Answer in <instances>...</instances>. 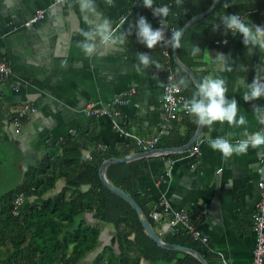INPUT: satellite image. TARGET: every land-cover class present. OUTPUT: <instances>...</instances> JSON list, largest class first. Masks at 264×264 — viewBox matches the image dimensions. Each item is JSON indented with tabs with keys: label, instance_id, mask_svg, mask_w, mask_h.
Returning <instances> with one entry per match:
<instances>
[{
	"label": "crops",
	"instance_id": "crops-1",
	"mask_svg": "<svg viewBox=\"0 0 264 264\" xmlns=\"http://www.w3.org/2000/svg\"><path fill=\"white\" fill-rule=\"evenodd\" d=\"M95 4L99 17L85 16L78 0H0V56L10 64L9 75L0 80V175L13 177L12 189L24 181L28 169L39 163L52 143L76 134L90 123L91 117L84 113L88 102H107L116 112L114 116L93 117L95 133L105 147L131 140L139 149L135 143L137 137H155L154 149L172 147L168 145L170 137L159 127L165 73L155 66L151 69L141 66L143 71L137 72L139 51L130 49L127 39L91 56L77 47V41L85 39L79 34L81 29L89 30L105 17L116 28L120 14L124 13L117 0H113L114 6L107 0H95ZM36 10H43L42 18L27 24ZM240 15L248 23L264 26V10L252 9ZM121 32L120 28L116 34ZM224 39L228 41L226 45L222 43ZM98 41L99 37L95 42ZM201 49L197 57L191 56V68L179 64L188 68L194 77L193 72L198 73L201 80L209 75L224 77L228 97L237 99L240 114L247 117L248 124L239 128L227 123H216L211 128L200 126L194 140L199 149L196 156L189 155L192 142L184 150L138 157L143 158V171L137 178V187L155 201L159 233H163L162 225L175 212H182L189 223L206 235L212 251L227 264H250L254 243L251 215L259 193L256 166L262 148H249L247 154L225 160L220 152L209 147L208 140L225 137L234 143L243 139L245 132L262 128L254 119L252 104L264 105V98L245 102L242 96L245 82L251 83L258 74L264 78V73H258L260 67L264 70V51L257 48L249 55L239 34L229 33L225 37L220 32ZM217 52L232 58V72L221 71L212 62L210 56L214 57ZM190 86L189 83V95L181 92L185 99L191 98L196 90ZM24 102L31 103L34 111L24 119L20 131L13 133L6 116ZM183 116L172 122V140L185 136ZM117 126L127 135L120 133ZM92 149L87 145L81 153L86 156ZM62 183L63 179H58L39 198L24 195L21 205L24 212L28 201H35L41 210L44 198L56 194ZM84 217L87 224L94 222L90 214ZM43 224L48 225L47 218ZM167 231L186 232V228L178 221ZM98 240L99 247L112 244L113 231L103 224Z\"/></svg>",
	"mask_w": 264,
	"mask_h": 264
},
{
	"label": "trees",
	"instance_id": "trees-1",
	"mask_svg": "<svg viewBox=\"0 0 264 264\" xmlns=\"http://www.w3.org/2000/svg\"><path fill=\"white\" fill-rule=\"evenodd\" d=\"M117 1L124 9L129 23L143 15L153 28L158 24L159 19L152 16L151 9L142 6V0ZM213 1L184 0L178 7L174 0H154V6L170 5L171 14L166 23L172 30L180 31L192 16L206 10ZM223 2L224 0H219L212 10L188 24L182 33L180 47L174 50V56L173 49L167 48L168 66L174 78L186 77L192 85L190 88L196 89L188 74L176 61L191 68V45L202 48L210 38L219 33L212 31L211 24L224 12L242 14L252 9L264 10V0H234L227 9L223 8ZM127 28L126 22L121 30L125 31ZM170 35L171 31L167 33V36ZM127 41L130 49L147 52L163 65L161 70L166 75L167 58L162 53V46L157 45L149 50L137 41L134 31ZM193 73L201 82L200 75ZM187 91L188 88L181 90L189 95ZM182 120L186 127L185 136L181 140H172L171 130L168 145L172 147L185 144L195 132L197 125L187 114ZM100 143L95 133L94 118L91 117L90 123L83 130L52 143L51 149L39 163L28 169L24 181L1 196L0 264H201L186 250L158 246L142 227L131 204L107 189L99 179L98 167L104 159L120 158L140 152L141 149L135 148L131 140L115 142L104 150L96 148ZM87 145L93 149L85 156L81 150ZM142 160L143 158H134L124 162H109L103 168V175L110 185L126 193L137 204L160 240L197 251L207 264H220L218 255L207 243L192 239L187 232L159 233L158 224L149 215L150 210L155 208V201L142 194L137 187V178L143 171ZM60 178L63 179L60 190L53 196L44 198L41 210L35 201H28L26 212L20 206L17 215L11 213L12 200L18 193L26 198H39L52 189ZM84 214H90L94 222L87 224ZM43 215L47 218L48 225L43 224ZM103 224L113 231L115 247L113 243L99 247L98 239ZM92 254L94 255L89 259Z\"/></svg>",
	"mask_w": 264,
	"mask_h": 264
},
{
	"label": "clouds",
	"instance_id": "clouds-1",
	"mask_svg": "<svg viewBox=\"0 0 264 264\" xmlns=\"http://www.w3.org/2000/svg\"><path fill=\"white\" fill-rule=\"evenodd\" d=\"M179 7L184 3V0H174ZM218 2V0H217ZM80 11L88 16L99 17L100 13L97 11L95 0H78ZM109 5H113V0H107ZM230 3L234 0H224L223 8L227 9ZM114 6V5H113ZM142 6L151 9L152 16L159 19V27L153 28L152 24L148 22L147 17L140 15L134 22L129 23L127 17H121L119 24L113 28L112 21L105 17L89 30H80V35L85 39L77 41L79 47L85 55L96 54L99 50L116 45L117 43H124L125 40L135 32L137 41L145 45L149 50L156 48L157 45L175 50L180 47L181 32L178 30H171V35L166 36L169 27L166 23L167 18L171 14V6L163 4L154 6V0H142ZM186 11V9H184ZM128 23V28L117 35V31ZM213 32H220L227 37L229 33L232 36L240 35L242 43L247 49L249 55L254 54L255 49L264 51V26L254 23H248L240 14H221L216 22L211 24ZM99 37L98 43L95 42ZM227 44V39L222 41ZM201 48L198 45H191L190 55L197 57ZM212 62L220 67L221 71L232 72L233 60L229 55L223 52H217L214 57L210 56ZM138 63L135 65L137 72H142L144 67L154 65L157 69H163L158 61L154 60L147 52L137 53ZM258 73H264L260 67ZM168 89L170 92L178 93L182 89H187L189 81L186 77L180 76L179 79L170 77ZM246 90L243 93V100L245 102H252L264 98V78L261 75H256L251 83L245 82ZM227 81L220 75L205 76L196 90L192 93L191 98H181L180 110L185 112L192 122L199 126H207L211 128L214 124L227 123L230 127H243L248 124L247 117L240 114L238 101L235 97L229 98ZM252 114L259 125L264 126V105L252 104ZM231 133L228 134L231 137ZM208 145L214 151L221 153L222 157L227 160L233 155H245L249 148L261 149L264 148V127L258 131L245 132L243 139L236 140L234 143L231 139L225 137H216L209 139ZM153 150V149H152ZM142 151V150H141Z\"/></svg>",
	"mask_w": 264,
	"mask_h": 264
},
{
	"label": "built area",
	"instance_id": "built-area-1",
	"mask_svg": "<svg viewBox=\"0 0 264 264\" xmlns=\"http://www.w3.org/2000/svg\"><path fill=\"white\" fill-rule=\"evenodd\" d=\"M126 13H121V17H125ZM43 10H36L33 16L28 20V23L34 22L42 18ZM158 24L154 27H159ZM170 32L172 27L168 26ZM171 29V30H170ZM162 53L164 56H167V48L162 46ZM10 73V64L3 57L0 56V80L7 77ZM170 77H173L169 69L165 75L164 84L161 89L160 97V122L159 127L163 134L168 135L172 128V122L178 117H182L186 113L180 110L181 98H184L181 91L178 93L170 92L168 85L170 83ZM132 91V89H130ZM34 108L32 104L24 102L17 109L10 111L6 120L10 122L13 133H18L20 131L22 120H24L29 113L33 112ZM84 113L89 117L97 116H114L116 112L110 109V104L107 102H88L84 107ZM115 126V124H114ZM264 127V126H262ZM116 129L123 135H127V132H122L121 129L117 126ZM156 141L155 137L152 138H135V143L140 146L142 151H149L154 149V143ZM97 149L104 150L105 146L103 144H98ZM189 155L196 156L199 153L198 143L193 141V144L188 148ZM159 153V152H156ZM155 154V153H154ZM257 181L256 185L259 189L258 199L255 203L254 211L251 215V227L254 236V243L251 250V261L250 264H264V148H262L258 164L256 166ZM24 195L19 193L13 199V204L11 207V213L13 215L18 214V207H20L24 201ZM150 217L153 220H158V212L155 208H152L149 213ZM174 216L171 217L168 222L164 223L161 227L162 232L172 229L175 222L181 221L186 228V232L189 236L198 240L201 243H207L206 235L202 234L199 229H197L192 223H189L188 217L182 212H175ZM220 257V264H227L226 260Z\"/></svg>",
	"mask_w": 264,
	"mask_h": 264
},
{
	"label": "water",
	"instance_id": "water-1",
	"mask_svg": "<svg viewBox=\"0 0 264 264\" xmlns=\"http://www.w3.org/2000/svg\"><path fill=\"white\" fill-rule=\"evenodd\" d=\"M217 3H218L217 0H214L212 2V4L206 10H204L203 12H201V13L195 15V16H192L183 25V27L180 29L181 34L183 33V31L185 30V28L188 26L189 23H191L195 19L203 16L204 14L208 13L210 10H212L216 6ZM176 64L179 65V66H181V68L190 76L191 80L194 82V84L196 86L199 85V82L196 80V78L193 76V74L191 73V71L188 68L183 67L181 64H179L178 61H176ZM199 127L200 126L198 125L195 133L193 134V136L188 140V142H186L182 146H178V147H163V148H156V149L149 150V151H140V152H136V153H133V154H130V155H127V156L120 157V158H115V157L106 158V159H104L101 162V164L98 167V177L101 180L102 184L107 189L113 191L116 194H119L120 196H122L123 198H125L131 204V206L133 207V209L135 210V212H136V214L138 216V219H139L142 227L146 230V232L148 233V235L151 237V239L153 241H155V243L158 246L163 247V248H176V249L186 250V251L192 253L201 262V264H207L206 261L200 256V254L197 251H195L193 249H190V248L183 247L181 245L172 244V243H165L162 240H160V238L158 237V235L151 229V227L149 226V224L145 220V218L142 215V213L140 212L137 204L126 193H124L120 189H118V188L110 185L107 182V180L105 179L104 175H103V168L109 162H124V161H128V160H131V159H134V158H138V157H145V156L154 154V153L159 152V151L166 152V151L184 150V149H186L196 139V136H197L198 131H199ZM113 246L115 247V244L114 243H113Z\"/></svg>",
	"mask_w": 264,
	"mask_h": 264
},
{
	"label": "rangeland",
	"instance_id": "rangeland-1",
	"mask_svg": "<svg viewBox=\"0 0 264 264\" xmlns=\"http://www.w3.org/2000/svg\"><path fill=\"white\" fill-rule=\"evenodd\" d=\"M2 167H5L2 166ZM15 170V169H14ZM13 177H8L5 173L0 175V195L2 196L6 191L12 189L15 181L12 180ZM0 196V198H1Z\"/></svg>",
	"mask_w": 264,
	"mask_h": 264
},
{
	"label": "bare ground",
	"instance_id": "bare-ground-1",
	"mask_svg": "<svg viewBox=\"0 0 264 264\" xmlns=\"http://www.w3.org/2000/svg\"><path fill=\"white\" fill-rule=\"evenodd\" d=\"M168 51H167V56H165L167 59H166V66H167V69H169L170 70V66H168L169 64H168V62H169V58H168ZM173 56H174V51H173ZM171 72V71H170ZM172 73V72H171ZM173 75V74H172ZM174 77V76H173Z\"/></svg>",
	"mask_w": 264,
	"mask_h": 264
}]
</instances>
